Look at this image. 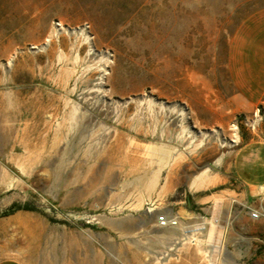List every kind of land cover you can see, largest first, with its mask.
<instances>
[{
  "label": "rangeland",
  "instance_id": "rangeland-1",
  "mask_svg": "<svg viewBox=\"0 0 264 264\" xmlns=\"http://www.w3.org/2000/svg\"><path fill=\"white\" fill-rule=\"evenodd\" d=\"M261 7L0 0V258L208 264L201 236L155 220L224 209L240 190L233 154L264 139V111L235 98L226 49ZM235 264H264V244Z\"/></svg>",
  "mask_w": 264,
  "mask_h": 264
},
{
  "label": "crops",
  "instance_id": "crops-1",
  "mask_svg": "<svg viewBox=\"0 0 264 264\" xmlns=\"http://www.w3.org/2000/svg\"><path fill=\"white\" fill-rule=\"evenodd\" d=\"M226 72L242 108L247 112L255 111L264 102V7L248 14L233 31L226 49ZM232 172L240 188L239 192L232 191L235 200L231 199L220 210L209 206L203 215L190 212L185 222L181 221L176 228L182 236L189 231L192 245H197L201 236L199 241L208 264L248 260L255 255L258 242L264 244L259 238V234L264 233V217L252 219L239 206L232 209L235 203L247 207L256 201L264 208V139L250 140L234 152ZM206 225L209 227L205 228ZM220 251H224L223 257ZM0 264L23 263L15 257L3 256Z\"/></svg>",
  "mask_w": 264,
  "mask_h": 264
},
{
  "label": "built area",
  "instance_id": "built-area-1",
  "mask_svg": "<svg viewBox=\"0 0 264 264\" xmlns=\"http://www.w3.org/2000/svg\"><path fill=\"white\" fill-rule=\"evenodd\" d=\"M264 111V102L260 104L257 108V112ZM248 213L252 219H259L264 217V208L262 206L259 207H246ZM181 218L177 213L174 212H163L159 216L156 217L155 227L159 230L166 229H176L180 226Z\"/></svg>",
  "mask_w": 264,
  "mask_h": 264
},
{
  "label": "bare ground",
  "instance_id": "bare-ground-1",
  "mask_svg": "<svg viewBox=\"0 0 264 264\" xmlns=\"http://www.w3.org/2000/svg\"><path fill=\"white\" fill-rule=\"evenodd\" d=\"M149 149V148H148ZM151 149H154V150H156V151H162V149H158V148H156V147H151ZM154 156V155H153ZM156 157V156H155ZM162 161V163H166V162H164L163 160H160V162ZM170 161V160H169ZM170 164V163H169ZM151 187L150 186H148L147 187V189H150ZM215 223H217V221H215ZM181 224V223H180ZM195 230V229H194ZM197 230V229H196ZM187 232H189V231H185V233H184V235H183V238L184 237H188V238H190L189 239V242H192L193 240L191 239V236H189L188 235V233ZM187 239V238H186Z\"/></svg>",
  "mask_w": 264,
  "mask_h": 264
}]
</instances>
